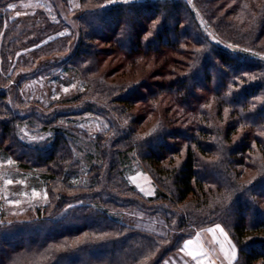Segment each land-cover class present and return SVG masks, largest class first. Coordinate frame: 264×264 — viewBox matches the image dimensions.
<instances>
[{
    "label": "rangeland",
    "instance_id": "374dc122",
    "mask_svg": "<svg viewBox=\"0 0 264 264\" xmlns=\"http://www.w3.org/2000/svg\"><path fill=\"white\" fill-rule=\"evenodd\" d=\"M146 1L150 0H130L129 3L121 0L115 3H109L108 0H0V73L5 78L0 84V92L7 94L4 104L10 108L9 112H3L18 116L10 124L17 140L26 146L47 148L59 132L66 140L68 151H73L75 160L82 168L79 176L82 185L90 179L87 170L92 162L96 164L101 161L100 164L104 163L109 168V162L114 159L112 153H123V165L119 164L115 172H119L121 177L118 179L124 183L121 198H124V203L128 201L129 205L116 207L110 214L127 228L152 235L168 246L164 239L170 234L169 222L176 229L181 216L185 219L187 217L186 214L178 215L184 209L202 213L204 219L201 222H187V232L194 233V237L190 238L193 244L188 250L181 251L184 242L168 253L163 252L165 248H159L156 254L152 253L143 261L144 264H165L166 261L168 264H195L187 252L200 246L210 253L215 264H228L220 249L223 247L227 251L228 241L235 245L226 228L231 221L220 216L213 217L212 212L218 206L231 204L229 191L226 188L220 189L218 184L208 185L205 197L189 196L182 203L170 195V190H174V180L167 175L168 172L179 168L186 159L188 148L195 150L197 145L172 138L166 140L172 152L156 168L143 160L145 147L140 144L147 138H158L166 130L171 132V136L184 131L187 135L195 134L204 139L196 126L197 122H207L210 127L213 125L220 130L221 142L224 140L226 146L229 145L226 141L227 128L237 117L232 115L229 107L219 108L218 98L210 93L216 91L218 80H224L229 71L219 66V62L210 53V48L219 46L234 53H245L264 60V26L260 29L254 26V21L264 20V0H252L247 4V9L252 11L250 14L241 7L237 9L241 0H180L187 4L193 16L192 28L198 33L199 45L183 41L178 46L180 42H173L168 48L161 49L156 42L153 52L143 56L135 55L137 59L131 63L124 55L123 46L115 43L125 37L126 28L123 25L114 28L113 33L101 31L99 40L88 42L83 39L82 43L88 45L87 51L91 52L92 58L96 53V68H90L92 65L89 64V59L85 60L87 63L75 67L70 65L69 58L75 52L83 32L93 35L94 28L91 24L96 23V20L89 13L86 14L87 11L96 9L103 13L111 6ZM9 4H16V9H9ZM17 12L21 14L17 16ZM229 24H239V28L241 25L246 35L239 39L231 38L224 30V26L228 29ZM153 26L154 24L141 23L140 29L132 26V32L144 33L145 39L149 40L153 37ZM171 26L175 24L172 23ZM182 27L184 29V25ZM118 34L122 36L114 39ZM191 34L192 31L188 36ZM204 64L217 65L215 71L211 72L214 83L209 86L203 82L206 75L203 72ZM191 73H198L202 80L200 84L205 87V90L198 87L195 91L202 95L201 108L208 112V118L204 117L203 112H187L175 102L176 79ZM238 77L232 75L229 82L244 85V79ZM245 78L249 81L250 77ZM103 84L108 86L103 88L104 91L100 88ZM171 84L175 88L173 92L169 90ZM64 88H68V91L65 92ZM136 88L139 89L136 101L129 106L117 102L120 96H126ZM154 97H157L156 102L153 101ZM153 104L155 110L152 111ZM1 118L6 120L8 115L7 118ZM231 133L233 144L249 134L252 148L251 152L238 154V161L230 160L229 165L224 167L231 175L234 186L239 190L262 178V187L264 154L258 147L257 139L264 141V121L259 127L242 124ZM214 138L210 136L209 140L215 142ZM218 152L215 149L202 158L206 162L218 161ZM87 155L94 157L91 162ZM66 163H71L70 157ZM8 180L12 183L7 184ZM51 185L37 173L21 169L0 149V229L9 230L12 225L37 220L43 213L44 206L51 201L47 194L48 187H54ZM130 187L133 191L129 190ZM63 189L65 195H72L73 191L66 190L68 188L65 187ZM81 189L83 191H79L86 193V188ZM159 194L166 197L158 199ZM255 199H258L260 207L264 209V199L256 196ZM135 202H138L137 206L134 205ZM217 224L224 229L226 238L219 231H207ZM1 233L2 236L9 234L7 230ZM84 237L69 241L68 249L75 248V243ZM66 248L62 247V250ZM236 250L237 257L232 264L241 263V260L237 262V246ZM106 257L108 256L104 252L98 259L104 260ZM44 260L41 258L39 264ZM79 261L82 259L79 258ZM203 264H208V260H204Z\"/></svg>",
    "mask_w": 264,
    "mask_h": 264
},
{
    "label": "trees",
    "instance_id": "16d2710c",
    "mask_svg": "<svg viewBox=\"0 0 264 264\" xmlns=\"http://www.w3.org/2000/svg\"><path fill=\"white\" fill-rule=\"evenodd\" d=\"M241 2L237 5V9L241 7L248 14L252 13L246 7L252 0H241ZM259 8L261 9V7ZM86 14L96 20V23L91 24L94 28L92 29L93 35H88V32H83L81 35L75 52L69 58L72 67L87 63L85 60L89 59V64L92 65L90 68H96L97 65H94L97 62L96 59L94 60L96 53L92 58L91 52L87 51L88 45L82 43L83 39L88 42L99 40V33L101 34L103 31H106V34L113 33L114 28L123 25L126 28L125 32L123 31L125 37L121 40L118 39L115 43L123 46L124 55L130 59L131 63L136 61L135 55L143 56L153 52L152 48L156 42L161 49L168 48L173 42H180L178 46L183 41L199 45L198 33L192 28L191 17L193 18V16L187 4L180 0H150L129 5H116L106 8L103 13L95 9L87 11ZM84 18L86 17L84 16ZM84 18L81 17L83 22L87 23ZM141 23L154 24L153 37L149 40L145 39L144 33L134 32V30L132 32V26L140 29ZM172 23L175 26H171ZM241 25L239 28V24L233 26L229 24L228 29L224 26V30L231 38L239 39L246 35ZM254 26L260 29L261 26H264V20L254 21ZM190 31L192 34L188 36ZM117 36H122V34L116 35L114 39H117ZM210 53L219 62L222 69L229 71L224 80H218L216 91L210 92L218 98L219 108L229 107L233 112L232 115L237 117L227 128L226 141L229 145L226 146L224 140L221 142L218 128L213 125L210 127L207 122L196 121L198 123L196 127L204 139L195 134L187 135L184 131L171 136V132L166 130L156 139L153 137L141 141L140 145L145 147V154L142 158L158 168L166 155L172 152L166 140L172 138L197 145L195 150L191 147L188 148L186 159L179 168L168 172L167 175L174 180V190H170V195L175 200L178 198V202L182 203L189 196L205 197L207 195L205 188L208 185L218 184L220 189L226 188L230 193L228 196L231 198V204L216 207L217 209L212 212L213 217L220 216L231 221L229 227H225L229 230V235L238 248L237 262L241 260L240 264H264V209L260 207L258 199H255V196L264 199V185L261 187L263 179L238 190L234 186L231 175L224 168L225 165H229L230 160L238 161L236 159L238 154L251 152L252 149L249 134H246L240 142L233 144L230 137L231 132L240 128L242 124L254 127L263 124L264 60L245 53H234L219 46L210 48ZM204 65L203 72L206 75L203 82L209 86L214 83L211 72L215 71L217 65ZM232 75L243 78L244 85H235L234 81L233 83L229 82ZM245 76L250 77L249 81ZM176 80L175 102L185 108L187 112L194 114L203 112L204 117L208 118V112L201 108L202 95L195 91L198 87H202L200 75L191 73ZM3 81L5 78L0 73V84ZM105 87L108 86L103 84L100 88L103 90ZM174 89L171 84L169 90L173 92ZM201 89L205 90V87ZM138 93L139 89L136 88L126 96H120L117 102L129 106L137 100ZM6 96L7 94L0 92V149L12 158L21 169L37 173L48 185L52 184L51 186L54 187L50 189L47 186L49 189L47 194L51 201L44 206L43 213L37 220L12 225L9 230L6 229L9 233L6 236H2L1 233L6 230L0 229V264H39L41 258L45 259L41 264H144L143 261L152 253L156 254L159 248H165L163 252L168 253L177 249L185 240L194 237V233L189 234L186 227L196 223L197 220L201 222L204 219L200 212H189L184 209L183 213H177L178 215L186 214L187 220L181 216V221L176 229H173L172 223L168 221L170 234L164 239L168 242V246L160 239L131 230L120 220L113 218L110 211L116 207L129 205L128 201L126 204L124 198H121L120 192L124 190V183L118 179L121 177L119 172H115V168L119 164L123 165V153L118 151L112 153L114 159L112 158L113 160L109 162V168L104 163L100 164L101 161L96 164L92 162L87 170L90 179L82 185L79 181L82 168L75 160L73 151H68L66 140L59 132L56 133L54 140L47 148L26 146L17 140V135L13 133L10 122L15 121L18 116L11 112L9 116L8 113L4 114L3 112L10 110L9 106L4 104ZM156 98H153L154 102H156ZM153 110H155L154 104ZM2 116L7 119H2ZM210 136L215 137V142L209 140ZM257 141L261 153L264 154V141L261 142L259 139ZM98 147L100 148V146ZM215 149L220 152V159L214 162L204 161L202 157L212 153ZM103 152L105 157L106 150ZM69 157L71 163L67 164ZM86 157L90 162L94 158L92 155ZM86 184L89 186L87 187ZM64 187L68 188L66 190L73 191L72 195H65ZM81 187L86 188L84 190L86 193L79 191L82 190ZM129 190L133 191V188L130 187ZM165 197L164 194L158 195V199ZM137 204L138 202L134 203L136 206ZM49 211L52 213L49 214ZM81 236L84 237L83 240L75 243V248L68 249L70 244L67 243L77 240ZM163 245L164 247H162ZM62 247L67 248L62 250ZM104 252L108 257L104 260L98 259ZM95 254L101 256H95ZM49 258H52V261H49ZM79 258L82 261H79Z\"/></svg>",
    "mask_w": 264,
    "mask_h": 264
},
{
    "label": "snow or ice",
    "instance_id": "6c2138e0",
    "mask_svg": "<svg viewBox=\"0 0 264 264\" xmlns=\"http://www.w3.org/2000/svg\"><path fill=\"white\" fill-rule=\"evenodd\" d=\"M109 3H115L117 2V0H108ZM121 2L123 3H129L130 0H121ZM30 5H23V7H29ZM102 7H106L107 5H101ZM17 5L16 4H9L8 8L9 9H16ZM21 13L17 12V16H19ZM63 33H61L62 35ZM65 92L68 91V88H64L63 89ZM9 163H11V161H9ZM7 184H11L12 181L8 180L6 182ZM34 195H36V193H33ZM207 231L215 233L217 231H219V233L223 236H225L226 238V233L224 232V229L217 224L215 226V228H209L207 229ZM229 243V249L227 251H225V249L223 247H221L220 251L223 253L224 255V259H226L228 261V264H232L233 261L236 260L237 257V250H236V246L231 244L230 241H228ZM193 244V241L191 239H188L186 242H184L181 251H185L188 250L190 248V246ZM187 255L191 257V259L193 261H195V264H203L204 260H208V264H215V260L210 258V253L208 251H206L202 246L197 247L196 249H193L191 251L187 252ZM165 264H168V262L166 261Z\"/></svg>",
    "mask_w": 264,
    "mask_h": 264
}]
</instances>
